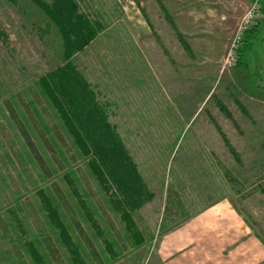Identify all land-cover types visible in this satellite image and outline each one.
Returning <instances> with one entry per match:
<instances>
[{"label":"rangeland","instance_id":"rangeland-1","mask_svg":"<svg viewBox=\"0 0 264 264\" xmlns=\"http://www.w3.org/2000/svg\"><path fill=\"white\" fill-rule=\"evenodd\" d=\"M75 1L97 36L72 63L152 195L128 211L141 242L40 92L59 33L0 0V264H163L170 235L223 202L264 247V20L222 68L253 0Z\"/></svg>","mask_w":264,"mask_h":264},{"label":"trees","instance_id":"trees-1","mask_svg":"<svg viewBox=\"0 0 264 264\" xmlns=\"http://www.w3.org/2000/svg\"><path fill=\"white\" fill-rule=\"evenodd\" d=\"M6 1L13 6L19 2ZM29 1L46 17L48 23L44 31L53 26L62 41L63 65L38 79L40 92L59 115L78 152L88 159V165L97 179L106 190H113L111 195L114 197L115 208L122 212L130 238L139 243L141 236L132 230L128 211L133 212L150 200L152 195L137 174L115 128L109 123L103 105L96 100L90 85L72 63L74 55L96 38L97 30L79 12L75 0ZM255 32L256 29L252 28L245 33L237 51L238 64L241 57L252 49ZM230 153L236 157L232 149ZM62 235L65 236V232Z\"/></svg>","mask_w":264,"mask_h":264},{"label":"crops","instance_id":"crops-1","mask_svg":"<svg viewBox=\"0 0 264 264\" xmlns=\"http://www.w3.org/2000/svg\"><path fill=\"white\" fill-rule=\"evenodd\" d=\"M263 20L254 27L256 32ZM228 25H234V21ZM170 236L163 264L264 263V247L226 202L203 209Z\"/></svg>","mask_w":264,"mask_h":264},{"label":"built area","instance_id":"built-area-1","mask_svg":"<svg viewBox=\"0 0 264 264\" xmlns=\"http://www.w3.org/2000/svg\"><path fill=\"white\" fill-rule=\"evenodd\" d=\"M263 0H253L249 8L241 17L233 35V40L223 58L222 68L233 67L237 64V51L247 31L256 26L261 18Z\"/></svg>","mask_w":264,"mask_h":264}]
</instances>
